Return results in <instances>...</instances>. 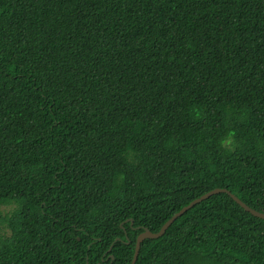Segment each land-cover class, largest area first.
<instances>
[{"label": "trees", "instance_id": "obj_1", "mask_svg": "<svg viewBox=\"0 0 264 264\" xmlns=\"http://www.w3.org/2000/svg\"><path fill=\"white\" fill-rule=\"evenodd\" d=\"M216 188L264 212V0H0V264H130ZM135 264H264V220L213 195Z\"/></svg>", "mask_w": 264, "mask_h": 264}, {"label": "water", "instance_id": "obj_2", "mask_svg": "<svg viewBox=\"0 0 264 264\" xmlns=\"http://www.w3.org/2000/svg\"><path fill=\"white\" fill-rule=\"evenodd\" d=\"M219 193L227 194L229 197H231V199L234 200V202H236L246 212L250 213L252 216H254L256 218L264 220V212L263 211H257V210L250 208L249 206H247L245 203H243L240 199H238L235 195H233L227 189L216 188V189H213V190L205 193L204 195L200 196L199 198L191 201L189 204L184 206L181 210H179L177 213H175L169 220H167L158 232H151L147 228H144L142 230V232L138 234V236L135 240L134 253H133V257L131 259L130 264L136 263V260H137L138 254H139V250H140V245L144 240H146V239H158L159 237H161L165 233V231L168 229V227L173 222H175L179 217H181L185 212H187L189 209H191L196 204H199L202 201H204L205 199H207L213 195L219 194ZM131 224H132V221H131ZM126 244H129V241H127Z\"/></svg>", "mask_w": 264, "mask_h": 264}]
</instances>
